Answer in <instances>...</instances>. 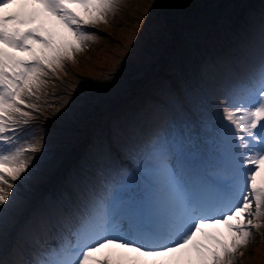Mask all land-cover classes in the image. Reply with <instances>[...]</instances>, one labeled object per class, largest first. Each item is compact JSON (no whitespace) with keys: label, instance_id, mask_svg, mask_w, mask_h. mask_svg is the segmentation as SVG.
<instances>
[{"label":"snow or ice","instance_id":"snow-or-ice-1","mask_svg":"<svg viewBox=\"0 0 264 264\" xmlns=\"http://www.w3.org/2000/svg\"><path fill=\"white\" fill-rule=\"evenodd\" d=\"M117 6L118 0H0V229L16 206L18 182L39 160L27 155L41 151L31 142L39 106L30 101L40 99L50 73L58 76L96 40L87 26L107 23ZM159 92L175 102L170 84L161 82ZM217 119L226 171L190 184L161 152L150 211L125 225L98 203L81 214L73 241L39 264H233L264 219V56L230 85Z\"/></svg>","mask_w":264,"mask_h":264},{"label":"rangeland","instance_id":"rangeland-1","mask_svg":"<svg viewBox=\"0 0 264 264\" xmlns=\"http://www.w3.org/2000/svg\"><path fill=\"white\" fill-rule=\"evenodd\" d=\"M174 10L183 12L177 16L172 14ZM111 14L112 24L106 30L114 37L100 36L95 43L89 41L93 47L88 49L85 46L80 55L75 56L74 63H65L71 68H64L58 76L50 73L45 78L50 82L42 89L40 99L30 101L38 104L43 113L56 101L55 112H48L49 115L44 117L50 124L42 126L41 122L35 121L37 123L31 130V142L48 146L52 155L27 154L39 157L37 164L40 162L44 167L41 173L36 167L32 171V179L38 186L30 185L32 191L27 194L30 201L36 196L43 200L44 195L50 197V192L61 185V172L73 170V159L86 151V143L93 148L94 154H101L100 160L104 162V153L110 144L118 142L119 132L126 130L131 123L158 117L157 111L161 107L157 99L164 100L159 92L161 82L180 84L177 100L181 104L174 107L180 114L184 112L183 105L188 102L189 95L184 97L179 92L185 91L192 96L191 90L182 86L187 82L182 72L187 71L188 76L201 72L203 76L207 74L205 78L208 79L205 80L213 81V86L219 87L228 66V63L225 65V51L236 47L242 49L248 38H264V35H259L264 30V0H118L117 9ZM121 23L123 25L119 26ZM252 45L264 51V41ZM256 64L252 60L248 66L253 68ZM49 88L54 89L53 93ZM210 102L218 115L224 102L214 97ZM193 104L198 103L195 101ZM193 109L198 116L192 120L184 115L173 122L163 118V124H169L167 143L173 151L188 150L199 158L198 163L203 169L208 170L211 164L221 162L217 153L221 143L214 133V125L210 123L214 121L210 112H205L200 105ZM191 126L196 130L191 131ZM174 127L176 131L171 133ZM136 131L139 139L131 144V148L135 153H141L138 158L140 164L144 145L151 138ZM155 132L161 134L164 129L156 128ZM209 134L215 143L211 152L215 156L213 159L203 152L206 143L213 146L207 138ZM106 141L109 144L102 146ZM122 149L119 147L120 151ZM126 154L130 157L128 151ZM107 160L113 163L107 170L110 175H119L120 183L133 177L129 167L120 171L113 152ZM136 186L137 180L133 179L129 189L124 187L122 192H131ZM21 190L22 187L17 188V203L20 209H24L27 205L24 202L28 200L23 199ZM26 217L30 218L29 215ZM39 221V218H34L25 223L9 213L0 235L11 236L8 225L13 224L20 231L21 241H24L29 238L26 228L32 231L39 228ZM261 225L259 229H251L250 242L239 250L243 255L238 253L234 264H264V219ZM217 227L227 236L223 225ZM3 252L4 249L0 253Z\"/></svg>","mask_w":264,"mask_h":264},{"label":"trees","instance_id":"trees-1","mask_svg":"<svg viewBox=\"0 0 264 264\" xmlns=\"http://www.w3.org/2000/svg\"><path fill=\"white\" fill-rule=\"evenodd\" d=\"M184 10V9H183ZM183 10H181V11H179V10H174V11H172V14L173 15H180L182 12H183ZM121 25H123V23H121V24H119V26H121Z\"/></svg>","mask_w":264,"mask_h":264},{"label":"bare ground","instance_id":"bare-ground-1","mask_svg":"<svg viewBox=\"0 0 264 264\" xmlns=\"http://www.w3.org/2000/svg\"><path fill=\"white\" fill-rule=\"evenodd\" d=\"M227 57V54L225 53V58Z\"/></svg>","mask_w":264,"mask_h":264}]
</instances>
